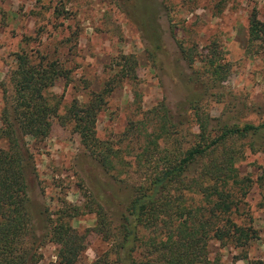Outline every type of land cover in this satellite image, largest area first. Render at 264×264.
Listing matches in <instances>:
<instances>
[{"label": "rangeland", "instance_id": "rangeland-1", "mask_svg": "<svg viewBox=\"0 0 264 264\" xmlns=\"http://www.w3.org/2000/svg\"><path fill=\"white\" fill-rule=\"evenodd\" d=\"M251 11L264 22V0H0V109L10 92L7 76L16 52L44 56L64 69L66 76L45 91L57 100L58 114L72 101L85 103L89 92L112 76L120 55H132L136 80L116 83L94 125L98 139L118 147L122 133L141 112L163 103L176 112V104L191 89L185 81L192 68L179 45L196 60L192 65L200 70L201 81L206 80L199 59L214 46L229 72L223 82L204 83L200 104L220 121L255 124L264 120V51L246 48ZM182 119L183 129L196 130L191 110ZM16 135L26 160L23 173L33 227L39 218L50 225L62 203L80 205L88 195L117 223L133 186L142 179L134 156L141 137H132L129 152L122 151L119 167L126 172H107L82 148L71 125L56 118L42 139ZM241 143L236 166L250 182L231 218L252 227L257 238L243 248L210 239L206 256L221 264H264V148L251 150ZM67 222L85 236L74 264H88L107 249L106 241L87 231L93 213L81 209ZM56 249L45 237L36 264L54 263Z\"/></svg>", "mask_w": 264, "mask_h": 264}, {"label": "trees", "instance_id": "trees-1", "mask_svg": "<svg viewBox=\"0 0 264 264\" xmlns=\"http://www.w3.org/2000/svg\"><path fill=\"white\" fill-rule=\"evenodd\" d=\"M246 37L248 51H264V22L254 11L247 17ZM179 48L192 71L185 81L191 89L176 104L177 113L164 103L141 112V118L122 133L118 147L98 139L94 125L116 83L136 80L132 55H120L112 76L97 91H90L85 103L72 101L58 114L57 100L45 91L59 76H66L64 69L44 56L14 53L7 76L10 92L0 109V264H36L45 237L57 246L55 262L50 264H74L85 236L67 218L81 209L94 214L87 231L108 244L88 264H221L217 258L207 259L210 239L243 248L257 238L252 227L236 223L231 214L250 182L236 166L242 157L241 142L251 150L264 148V120L237 124L211 117L200 104L204 83L223 82L228 64L209 46L199 59L206 80L201 81L200 70L192 65L196 60ZM186 110H191L196 128L191 133L181 127ZM54 118L71 125L82 148L107 172L125 170L119 167L122 151L129 152L132 137H141L134 156L142 179L133 186L115 225L106 209L88 195L80 205L62 203L50 225L39 218L33 227L23 173L26 160L16 133L42 139Z\"/></svg>", "mask_w": 264, "mask_h": 264}]
</instances>
